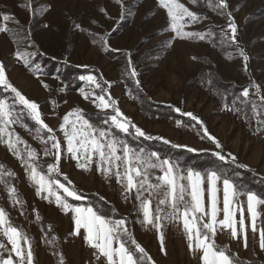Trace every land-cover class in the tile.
<instances>
[{"label":"rangeland","instance_id":"obj_1","mask_svg":"<svg viewBox=\"0 0 264 264\" xmlns=\"http://www.w3.org/2000/svg\"><path fill=\"white\" fill-rule=\"evenodd\" d=\"M178 2L198 17L195 21L185 17L177 21L178 26L183 32L203 35V40L178 36L168 9L160 0H0V28L8 29L0 31V62L4 63L12 85L40 106L44 123L61 140V174L56 178L65 182L66 175L84 197L83 200L69 197V203L86 207L83 201L88 194L103 199L112 207L108 214L114 216L113 220L126 221L127 246L135 250L134 239L145 249L147 257H151L150 260L146 257L144 264H203L202 252L189 249L182 220L162 219L159 232L145 223L136 189L125 192L126 181L118 183L114 175L106 177L98 170L95 157L87 168L77 167L78 161L67 152V142L60 130L66 114L79 110L94 128L110 132L118 140L126 142V136L131 134L138 147L159 140L186 150L194 149L196 153L214 154L220 150L204 136L206 128L223 146V155L232 153L237 158L225 162H233L264 179V124L258 125V121L264 120V115H258L264 114L261 99L264 97V0H226V7L220 6V0ZM4 15L10 19L4 21ZM232 23L238 28V44L230 43ZM18 48L31 53L27 66L25 59L17 58ZM239 49H243L247 60L239 54ZM133 70L136 75H132ZM88 75L95 76L101 88L79 79ZM245 91L248 97H244ZM133 92L144 93V104L150 100L173 108L179 118L170 110L164 112L167 119L145 116L134 104ZM0 94V98L9 100L13 96L2 87ZM97 95L116 101L115 107L145 136L136 135L132 128L128 133L116 128L110 121L113 109L98 107ZM22 107L16 106L17 110ZM186 113H192L202 124ZM37 128L41 126L25 111L20 122L10 124L0 138V165L4 166V175L0 177V208L13 226L30 238L33 264H61V257L63 264H107L106 258L82 235L72 234L73 214L62 210L54 198L44 199L46 193L36 194V185L22 162L26 152H36L35 163L45 172L49 164L56 163L55 150L53 154H44L45 148L51 149V142L45 144L41 139V136L46 139V129L38 136ZM9 132L13 140L19 137L23 142L16 145L21 153L19 157L7 146ZM118 154L122 155V151ZM120 171L123 173V167ZM8 172L13 175L9 177ZM162 175L159 169H148L145 188L149 183H157L156 177ZM178 183L187 185L188 181ZM218 187L222 208V182ZM143 198L151 200L153 218L157 208L162 218L170 211L158 203L162 197H148L143 192ZM235 199L245 209L247 247L243 233L236 239L231 237L230 230L220 228L215 243L229 248L240 264H264V249L260 247L264 203L255 205L257 231L253 233L246 195ZM239 215L237 211V221ZM218 218H223L222 212ZM160 233L164 235V251H161ZM0 242L11 249L3 229H0ZM21 244L27 247L23 241Z\"/></svg>","mask_w":264,"mask_h":264},{"label":"snow or ice","instance_id":"obj_2","mask_svg":"<svg viewBox=\"0 0 264 264\" xmlns=\"http://www.w3.org/2000/svg\"><path fill=\"white\" fill-rule=\"evenodd\" d=\"M195 2V0H192ZM160 3L168 9V15L171 17L173 29L181 38L198 37L203 40L205 37L199 33L183 32L178 26L177 21L183 20L185 17L195 21L198 17L192 11L179 3L178 0H160ZM220 6L226 7V0H220ZM8 15L3 16L4 21H8ZM231 31L230 43L238 44L237 32L238 28L235 23L229 25ZM0 31H8L6 27L0 28ZM103 39V38H102ZM107 43V41H104ZM239 54L245 60L248 57L244 54L243 49H239ZM30 52H23L17 49L16 56L18 59H25L26 66ZM195 59V57H193ZM131 62V61H129ZM132 75H136L133 70ZM80 80L88 81L95 85L96 88H101V84L97 82L95 76H80ZM0 87L5 91H10L13 96L9 100L7 98H0V138H3L5 129L10 124L20 122L21 115L26 111L27 114L40 125L41 128L36 129L39 136L42 129H46V139L41 136L45 144L51 142V149L45 148L44 154H53L55 150L56 163L49 164L47 172L40 169L35 163L36 152L28 150L22 162L25 165L26 171L29 173L30 180L36 185V194L39 196L42 193L44 199L54 198L56 204L66 213H71L74 221L73 235L80 236L86 240L89 245L98 250V253L106 258L107 264H144L147 254L145 249L141 247L135 240V250L130 249L126 242L125 237L129 236V231L124 219L112 220L103 214L99 209L92 205L81 207L69 203L68 198L73 200H83L84 197L79 194L78 190L73 185L66 175L64 176L65 182H61L56 177L60 175L59 161L61 158V140L57 138L54 130L44 123L41 118L40 106L26 98L16 87L12 85L6 74V67L3 62H0ZM47 87V85H45ZM248 91L244 92V97H248ZM87 99V95H85ZM96 99L99 101L97 105L103 109L112 108L114 114L110 116L111 123L124 133H128L130 128L135 129L138 136H145V133L135 124H131L127 117L123 116L119 108L115 107L116 101L105 99L103 95H97ZM264 100V97H261ZM23 106L22 109L17 110L16 106ZM231 110V109H230ZM239 111V109H236ZM180 111V109H176ZM197 123H201L196 116L192 113H186ZM258 115H264L258 113ZM74 117V120H70ZM64 123L60 125V130L63 132V138L67 142V152L71 154V158L78 161L77 167L87 168L88 164L94 162L97 164L98 170L101 171L106 177L114 175L117 182L125 180V192L136 189V198L141 200V207L143 208L144 222L153 225L159 232L162 227L160 221L172 220L173 222L182 220L184 232L188 238V247L194 253L202 252L200 257L203 264H240L238 259L231 255L230 249L217 246L215 243V236L217 229L230 230L232 238L240 239L243 233V240L245 247H247V227L245 225V209L241 206L236 197L244 194L247 199V212L251 214V230L253 233L256 229V211L255 205L257 203H264L252 191L246 193L240 192L233 183V181L225 174L217 171H210L202 175L198 171L187 169L186 175L181 174L179 165L174 164L167 159H161L158 153L152 152L145 154L143 150H136L131 148L126 142L118 140L115 136L111 135L103 129H96L86 119L82 113L77 110L70 112L63 117ZM106 123L108 121H105ZM259 124H264V120L258 121ZM204 136L215 143V147L220 151L214 154L222 161L231 159L236 161V156L228 153L227 156L222 154L223 146L215 137L211 136L207 129H204ZM152 139V137H147ZM9 150H12L18 157L21 155L16 148L18 143H23L19 137L15 140L9 132L8 140L6 141ZM168 143V141H165ZM118 145L122 148L118 149ZM194 151V149H189ZM122 151V155L118 154ZM248 167L247 165H241ZM123 167V173L120 168ZM148 169H159L163 175L157 176L158 181L155 184L147 183ZM4 175V166L0 165V177ZM13 173L8 172L11 177ZM187 180L188 184L178 183V181ZM205 182L207 187L205 188ZM222 182V208L219 206L221 203L219 193L221 191L218 184ZM62 190V191H61ZM13 193L15 189L11 190ZM147 192L148 197L157 196L162 197L158 200L160 205H166L170 211L163 218L159 215L161 211L157 208V215L155 218L152 216L151 200L149 198L142 199V193ZM205 192L207 193V203L205 202ZM16 202L15 200L13 201ZM235 205V207H234ZM239 211V220L236 219V212ZM223 213V218L219 219L220 213ZM37 219H40L37 215ZM0 229H3V235L7 237V242L11 244V249L5 243L0 242V264H33L34 255L30 242V238L26 233H22L16 226H13L7 217L3 208H0ZM81 229L84 233H81ZM261 249H264V231L260 232ZM161 251H164V235L159 234ZM26 244L23 247L21 244ZM115 245V246H114ZM13 253L15 254L13 256ZM139 253L140 255H137ZM148 260L151 257H147ZM61 264H63V257H61Z\"/></svg>","mask_w":264,"mask_h":264},{"label":"trees","instance_id":"obj_3","mask_svg":"<svg viewBox=\"0 0 264 264\" xmlns=\"http://www.w3.org/2000/svg\"><path fill=\"white\" fill-rule=\"evenodd\" d=\"M63 80L68 81L67 78ZM0 95L2 96V94ZM143 97L144 93L133 92L132 98L134 104L139 107V109L145 116L151 118L167 119L169 117L164 115V112L170 110V113H172L175 118H179L173 108L165 107L158 103L155 104L150 100H147L146 104H144ZM126 138L128 139L126 143L130 145L131 148H137L138 150L142 149L144 153L147 154L156 152L164 159H168L172 163L178 164L179 170L182 172H186L187 169L198 171L202 175H205L210 171L221 172L233 181L236 188L240 190V192L246 193L247 191H252L257 195L258 198L264 201V179L255 176L247 170H243L241 167L237 166L233 162L229 163L222 161L216 155L210 152L196 153L190 151L189 149L186 150L181 147L171 146L159 140L151 141L148 142V144H143L142 147H138L137 145L135 146V142L131 134L127 135ZM85 198L86 201H83V204H85L86 206L92 205L95 208L99 209L110 219H114V216H110L108 214V211L112 210V207L107 204L103 199H100L95 194H88Z\"/></svg>","mask_w":264,"mask_h":264}]
</instances>
